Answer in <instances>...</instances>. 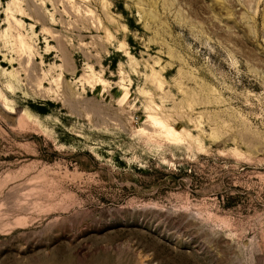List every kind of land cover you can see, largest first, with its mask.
I'll return each instance as SVG.
<instances>
[{
  "label": "rangeland",
  "instance_id": "374dc122",
  "mask_svg": "<svg viewBox=\"0 0 264 264\" xmlns=\"http://www.w3.org/2000/svg\"><path fill=\"white\" fill-rule=\"evenodd\" d=\"M0 264H264V0H0Z\"/></svg>",
  "mask_w": 264,
  "mask_h": 264
}]
</instances>
